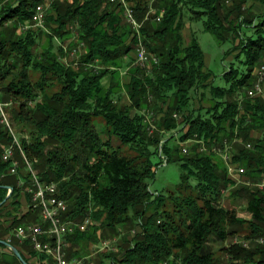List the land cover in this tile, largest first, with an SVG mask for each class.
Listing matches in <instances>:
<instances>
[{"label":"trees","instance_id":"obj_1","mask_svg":"<svg viewBox=\"0 0 264 264\" xmlns=\"http://www.w3.org/2000/svg\"><path fill=\"white\" fill-rule=\"evenodd\" d=\"M46 1L51 0H0V85L3 101L16 103L9 117L17 130L13 136L0 124V216L7 218L0 222V240L17 248L28 264L31 259L54 264L14 234L19 226L47 227L26 191L35 176L42 184H57L67 204L63 220L90 217L95 223L66 236L69 260L87 256L91 244L122 229L127 232L118 248L122 258L109 252L96 264H222L207 248L212 236L222 242L251 240L249 247L222 248L227 264H264V245L254 241L264 237V191L236 185L211 150L226 140L231 163L245 169L244 178L264 177V98L247 96L264 62V13L244 10L245 0H234L230 9L226 0H161V22L148 21L136 33L108 0H53L45 20L49 40L38 52L40 29L22 33L20 25ZM127 2L137 5L133 9L141 21L149 0ZM183 8L219 44L238 41L224 53L237 51L222 75L223 86L213 85L196 38L186 43ZM74 24L88 50L78 69L62 60L54 43ZM139 41L158 59L149 71L135 64L136 58L126 60L130 51L136 55ZM123 69L129 80L121 85ZM106 77L108 87L102 82ZM122 93L128 103L120 102ZM189 140L203 141L209 151L188 144L184 154ZM12 145L15 175L10 174L13 162L2 159ZM163 156L166 164L180 165V182L174 191L153 194L150 184ZM223 191L227 199L245 204L251 218L226 208ZM136 227L140 231L129 239ZM0 252V264H21L1 243Z\"/></svg>","mask_w":264,"mask_h":264},{"label":"built area","instance_id":"obj_2","mask_svg":"<svg viewBox=\"0 0 264 264\" xmlns=\"http://www.w3.org/2000/svg\"><path fill=\"white\" fill-rule=\"evenodd\" d=\"M109 2L116 5L122 11L123 24L133 28L136 33H139L142 25L136 20L134 10L127 0H109ZM49 8L50 1L37 5L31 20L25 21L20 25V31L26 32L29 29H36V27L44 28ZM155 20L160 22L161 16H157ZM75 53L76 51H73L71 54ZM136 54L137 57L135 64L148 69V71L158 62L156 57L149 56L147 54L144 44L140 41L136 46ZM255 76V82L253 87L248 90L247 96L248 98H264V62L257 68ZM1 97L2 91L0 86V124L7 126L13 136H15V130L11 128V121L9 120L5 109L8 104L2 102ZM188 144H199L200 152L209 151L203 141L189 140L183 144L184 154L188 153ZM246 147L250 149L251 145L247 144ZM211 150L212 153L221 157L225 162L227 165L228 175L236 182V185L241 184L254 186L257 189L264 191V177L253 182L244 178L245 169L243 167L231 163V147L226 140L223 142L222 147L213 146ZM14 158L15 146L12 145L5 149L2 156L3 161L7 162L11 160L13 162L10 169V174L12 175L17 173L18 166V163L14 160ZM163 161V164H166L167 159L163 157ZM27 164L30 167V164ZM26 191L31 196L32 208L34 210L39 209L41 218L43 222L47 224V227L35 224L19 226L14 230L15 237L20 243L29 240L36 252L52 258L54 264H82V260L80 259H67L65 249L69 246V243L65 238L67 235H71L77 230L85 231L90 225L94 224L92 219L87 217L83 222L63 220V215L67 212V204L58 196V187L55 183L42 184L35 176H33V182L31 186L26 189ZM9 193H11V190H9ZM223 194L225 195L226 191H223ZM254 241L264 245V237L257 238ZM250 242L251 240L240 239L238 237H235L232 240L233 244H241L244 247H249ZM102 245L103 247H106L108 244L103 242Z\"/></svg>","mask_w":264,"mask_h":264},{"label":"rangeland","instance_id":"obj_3","mask_svg":"<svg viewBox=\"0 0 264 264\" xmlns=\"http://www.w3.org/2000/svg\"><path fill=\"white\" fill-rule=\"evenodd\" d=\"M59 1L69 2V3L73 2V0H59ZM52 2L53 0L50 1V6ZM233 2L234 0H226V5L229 9L233 7ZM130 6L133 8V6L136 7L137 5L130 4ZM50 8L48 10V13L50 12ZM242 8L244 10L251 11L255 15L262 16L264 13V2L263 0H245V2H243L242 4ZM133 10L135 13V18H136V11L135 9ZM164 14H165V5H163L161 0H149L147 4V11L144 12V16L142 20L139 21L137 18L136 20L141 25H143L144 23L148 21L153 23L154 25H158L161 21L157 22L155 18L157 16H161V19H162ZM181 23L183 25L181 32L184 36L186 43H188L192 38H196L197 42L199 43V46L205 55L206 69L212 72V76L214 75L213 85L223 86L224 81H223L222 75L224 71L227 69L230 62L234 60V57L236 56L237 51H233L227 56L224 53L225 51L230 49L232 46H235L238 43V41H236L235 45L219 44L213 34L204 30L202 21H193L191 19V14L186 8L182 9ZM36 28H39V27H36ZM39 29H40L39 31L41 32V34L38 37V43H39V46L37 47L38 52H40V50L47 45L48 40H49L48 34L51 33V30L48 27H46V23H44V28H39ZM68 33L69 34L63 39L55 37L54 43H55V46L62 49V52H60V54H63V56H61V58H63L62 60H64V62L66 63H71L75 69H78L81 66L82 57L85 56L88 52L87 45L83 41L79 40L78 24L69 26ZM234 42L235 41L233 40V43ZM73 51H76V53L71 54ZM136 57H137V54L135 55L134 52L130 51L127 54L126 60L128 58L133 59ZM96 65L97 64L95 63L94 67H96ZM128 80H129L128 69L121 70L120 72L121 85L126 83ZM102 82L105 85V87H108L110 84L109 77L104 78ZM1 100L2 102H4L2 97H1ZM120 102L123 104L128 103V99L124 93L120 95ZM14 106H16V103L12 101L5 108L9 120H10L9 116L11 113V109ZM194 106L198 107L200 106V104L194 103ZM204 106L207 108L209 104H204ZM151 115L152 116L150 118L153 117V114ZM156 115L157 117H155V119L157 121L159 120L160 115L159 114H156ZM149 120L151 122L150 124L153 125V129H154L156 125L154 126V122L151 121L152 119H149ZM14 130H15V133H17V130L16 129ZM181 173L182 171L178 163L162 164L161 166L157 167L154 180L150 184L151 192L153 194H157V193L167 194L169 191H174L175 187L180 182ZM19 184L21 185V183ZM238 185H241V184H238ZM8 189L11 190V188H8ZM193 193L195 192L193 191ZM9 194L10 193H8V195ZM221 202L226 208L235 209L237 212L246 210L245 209L246 205L241 203L240 201L237 202L234 199H227V191H226V194L223 196ZM6 219L7 218H2L0 216V222H5ZM120 231H121L120 235H117V234L113 235V234L106 233L107 237L105 239H102L101 242L97 244H91L90 247L86 249L87 256L80 259L82 260V263L87 262L89 264H96V262L99 259H101L103 254H108L109 252L116 253L117 258L121 259L122 251H118V248L121 249L120 247L122 245L121 237L123 236V233H127V232H125L122 229H120ZM139 231H140V228L136 227L133 231H131V234L128 235V238L131 239L132 236L137 234ZM103 242L107 243L108 245L106 247H103L102 245ZM231 243H232L231 238H228L225 242H222L216 236H212L209 242L207 243V248L215 254L216 258H218L222 262V264H227V258L224 256V253L222 252V248L227 247ZM28 256L29 255L27 254V257ZM31 263L38 264L34 259H31ZM108 263L109 262L107 260H104V264H108Z\"/></svg>","mask_w":264,"mask_h":264},{"label":"water","instance_id":"obj_4","mask_svg":"<svg viewBox=\"0 0 264 264\" xmlns=\"http://www.w3.org/2000/svg\"><path fill=\"white\" fill-rule=\"evenodd\" d=\"M10 195V194H9ZM9 195H7V198L9 197ZM6 198V199H7ZM6 199L4 201H6ZM3 201V202H4ZM0 243L4 246H6L11 252L12 254L21 262V264H28L22 257L21 253L18 251L17 248H15L14 246H12L11 244H9L8 242L6 241H1L0 240Z\"/></svg>","mask_w":264,"mask_h":264},{"label":"crops","instance_id":"obj_5","mask_svg":"<svg viewBox=\"0 0 264 264\" xmlns=\"http://www.w3.org/2000/svg\"><path fill=\"white\" fill-rule=\"evenodd\" d=\"M237 214H238L239 217L247 219V220L251 218V214L247 211V209L245 211H241V212L238 211Z\"/></svg>","mask_w":264,"mask_h":264}]
</instances>
